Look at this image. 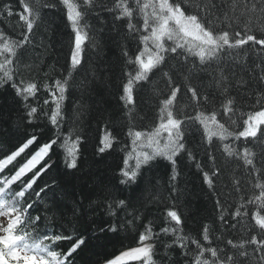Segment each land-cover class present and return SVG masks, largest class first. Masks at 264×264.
I'll return each instance as SVG.
<instances>
[{
  "label": "snow or ice",
  "instance_id": "snow-or-ice-1",
  "mask_svg": "<svg viewBox=\"0 0 264 264\" xmlns=\"http://www.w3.org/2000/svg\"><path fill=\"white\" fill-rule=\"evenodd\" d=\"M18 3V12L11 3L0 6V19L16 15V27L20 29L15 38L0 31V96L5 99L0 104V264H76L94 247H105L113 241L123 243L121 231L133 230L136 221L147 223H142L143 231L133 237L135 246L105 253L84 264H264V0ZM44 9L53 16L56 12L52 10L60 9L71 29L68 77L73 72H84L82 99L98 79L87 54L94 50L98 58L103 56L105 37L101 34L107 29L117 32L123 41L137 42L131 54L127 44L121 45L124 60L118 90V101L129 121L126 135L131 151L125 152L118 185L114 190L107 186L102 189L110 219L99 224L86 221L75 202L70 208L63 203L64 186L52 175L57 163L52 156H59L56 149L68 143L67 138L58 143L68 78L43 84L49 97L43 105L50 106L44 108L38 96L41 85L35 78L24 77L26 72L36 70L22 57L29 47H35L34 29L47 21ZM105 13L111 15V25ZM93 17L99 26L89 22ZM250 53L256 59H250ZM200 73L211 77L210 87L218 96L192 83L200 79ZM178 74L183 75V83L174 79ZM157 77L164 83L166 94L159 99L154 126L150 130L137 129L131 122L138 99ZM185 96L191 112L179 107ZM77 107L79 117L87 104ZM41 118L57 130V135L45 142L35 132ZM194 131L201 132L200 147L206 163H201L188 146ZM119 132H106L95 154L103 159L105 153L115 152L120 144ZM86 141V136L75 137L63 160L66 175L75 177L81 171ZM218 149L226 162H238L244 172L243 180L233 179L234 191L241 193L247 184L252 186L250 192L240 196L230 214V224L225 219L228 210L219 198L215 200L224 231L239 229L244 235L235 240L222 231L214 243L213 229L205 223L199 236L194 237L184 231L185 221L175 202L165 209L164 226L155 230L147 216L149 201L141 199L137 191L144 172L155 167L159 159L166 160L171 165L169 187L175 195L180 176L177 157L183 159L186 155L202 174L203 183L215 193L224 171L214 155ZM132 160L134 163H130ZM169 201L171 195L160 202ZM65 209L71 212L70 217ZM94 240L104 243L94 245Z\"/></svg>",
  "mask_w": 264,
  "mask_h": 264
},
{
  "label": "trees",
  "instance_id": "trees-1",
  "mask_svg": "<svg viewBox=\"0 0 264 264\" xmlns=\"http://www.w3.org/2000/svg\"><path fill=\"white\" fill-rule=\"evenodd\" d=\"M3 3H11L14 12L21 10L18 0H0V6ZM52 11L56 12L54 16L51 15L49 10H43V12L48 13L47 21L41 23L37 29H34L36 32L34 37L35 47H29L22 57L23 60L36 67L35 71L26 72L24 77L25 79L29 77L35 78L41 85V91L38 96L40 105L44 108H50V106L43 105V100L49 98L48 93L43 89V84L48 83L51 85L56 79L68 78L69 88L66 93L67 99L63 102V122L59 130L61 140L58 141V143H62L64 138H67L68 143L56 149L59 156H52V160L57 161L52 169V175L56 176L64 186L63 194L65 199L63 203L70 208L75 202L80 206L86 221L90 223L95 220L99 224L101 221L110 219L106 211L108 201L103 200L104 193L102 189L107 186L109 189L114 190V186L118 185L119 168L123 167L125 152L131 151V142L126 135L129 121L122 110V105L118 101V90L121 78L120 69L124 60L121 45L127 44L131 54L136 51L137 42L123 41L117 32H109L107 29L101 34L105 37L103 56L98 58L94 50H89L87 54L91 66L97 71L98 79L92 82L90 91L84 93V98L82 99L80 84L85 78L84 72H73L72 76L68 77L70 64L69 33L71 29L66 26V19L60 9ZM104 16L108 25H111V15L105 13ZM17 21L18 16L16 15L0 19V31H5L15 38L20 30L16 27ZM89 22L99 26V22L94 17ZM140 22L142 23V21ZM116 23L119 24L120 22ZM121 31H126V29ZM109 37H115V40L109 39ZM249 55L250 59H256L255 55L251 53ZM45 73L48 75L45 76ZM199 76L200 79L193 80L192 83L202 90L213 92L218 96V93L210 87L211 77L207 73H200ZM88 78L91 80V75ZM174 79L178 83L184 82L183 75L180 74L176 75ZM157 93H160V95H157ZM164 94H166L164 83L158 77L153 78L152 84L145 86L138 99V108L133 113L131 122L133 127L150 130L154 126L155 118L158 114L159 99ZM7 102L11 103V97H8ZM3 103H5V99L0 96V104ZM82 103H86L87 108L82 115L77 117L76 114L79 110L77 106ZM179 107L187 112L192 111L187 96L180 101ZM38 123L40 127L36 128L35 132L43 138L41 142H45L57 135V130L47 122L46 118H41ZM114 129L120 130L118 136L120 144L115 146V152L111 155L105 153L102 159L100 155L95 154V149L100 146V140L105 137V133ZM28 131L31 133L32 129ZM77 135L87 137V151L82 157L81 171L77 172L76 176L73 177L65 174L63 160L73 147V142ZM200 141L201 132L194 131L189 136L188 146L194 150V154L201 163H206L207 158L200 147ZM216 143H219V141H216ZM120 148H125V151H120ZM221 151L220 149L214 151V155L218 158V163L224 169L216 183L215 193L203 183L202 174L195 168L194 162L187 159L186 155L183 159L177 157L180 176L178 177L179 183L177 185L179 192L175 195L171 194L169 187L171 165L166 160L159 159L155 167L150 171L144 172L143 179L138 182L140 189H137V191L141 199L149 201L147 207L150 211L147 216L148 220L153 221L155 230L158 231L160 227L164 226L163 215L166 207H170L172 202L176 203L185 221L184 231L194 237L199 236L205 223L209 224L213 229L214 243L216 242L215 236L220 235L224 231L219 221V212L215 208V200L217 198L222 201L224 207L228 210L229 215L225 217L226 221L229 224L233 222L231 221V212L239 204L240 196L245 192H250L252 186L247 184L241 193L234 191L233 179L239 178L243 180L244 172L238 162H226L225 158L221 156ZM130 163H134V160L130 161ZM170 195L171 201L167 204L160 202L161 199L167 200ZM177 195L179 196L178 201L176 200ZM65 210L67 211V209ZM67 215L70 217L71 212L67 211ZM135 223L136 227L133 230L128 232L121 231L120 238L123 243L113 241L107 243L105 247H94L86 252L84 258L78 260L76 264H84V261L95 260L102 257L105 253L119 252L121 248L135 246L133 237L143 231L140 225L147 223V221H136ZM224 234L227 238L235 240H239L244 235L239 229H229L224 231ZM97 243L102 244L104 242L93 241L94 245Z\"/></svg>",
  "mask_w": 264,
  "mask_h": 264
}]
</instances>
